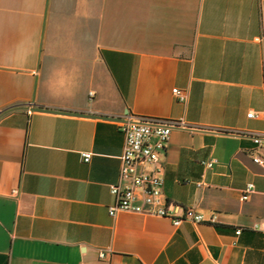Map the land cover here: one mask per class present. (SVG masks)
<instances>
[{
	"label": "crops",
	"instance_id": "obj_1",
	"mask_svg": "<svg viewBox=\"0 0 264 264\" xmlns=\"http://www.w3.org/2000/svg\"><path fill=\"white\" fill-rule=\"evenodd\" d=\"M127 115L202 222L109 216ZM263 134L264 0H0V264H264Z\"/></svg>",
	"mask_w": 264,
	"mask_h": 264
},
{
	"label": "built area",
	"instance_id": "obj_2",
	"mask_svg": "<svg viewBox=\"0 0 264 264\" xmlns=\"http://www.w3.org/2000/svg\"><path fill=\"white\" fill-rule=\"evenodd\" d=\"M174 97L181 103L186 101V92L177 88L172 90ZM93 94L90 93V96ZM249 118L253 114L248 115ZM124 135V148L120 157V170L116 184L110 185V194L114 203L108 206V214L115 217L119 213H132L148 217L164 218L171 221L174 227L187 221L194 224L202 222L203 216L188 209L182 216H175L178 207L168 202L162 192L161 158L166 151L171 132L174 128L183 127V121L135 117L127 115L116 120ZM257 143L252 151V161L259 165L264 174V134L255 138ZM82 161L87 163L90 154L83 153ZM215 159L204 163L211 169ZM253 192V185H248L242 191L240 200L246 201ZM15 194L16 191H13ZM212 217L210 222H214ZM239 230L236 234H239ZM100 258H104L101 253Z\"/></svg>",
	"mask_w": 264,
	"mask_h": 264
}]
</instances>
